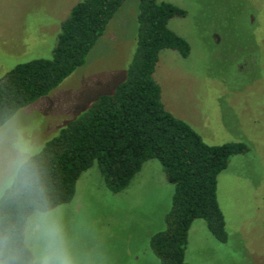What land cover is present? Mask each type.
Listing matches in <instances>:
<instances>
[{"label": "rangeland", "instance_id": "1", "mask_svg": "<svg viewBox=\"0 0 264 264\" xmlns=\"http://www.w3.org/2000/svg\"><path fill=\"white\" fill-rule=\"evenodd\" d=\"M78 0H0V78L15 65L51 58L60 22ZM186 10L170 29L190 44L188 56L165 48L153 73L161 101L209 144L243 141L217 176V200L227 240L202 218L188 230L189 264H264V0H165ZM138 0H125L77 67L33 111V135L42 147L68 120L125 78L137 34ZM174 184L151 158L126 188L112 192L97 164L84 170L73 198L60 204L79 247L99 264H161L152 234L166 226Z\"/></svg>", "mask_w": 264, "mask_h": 264}, {"label": "trees", "instance_id": "2", "mask_svg": "<svg viewBox=\"0 0 264 264\" xmlns=\"http://www.w3.org/2000/svg\"><path fill=\"white\" fill-rule=\"evenodd\" d=\"M125 0H78L60 22L51 58L19 63L0 78V101L24 106L47 94L77 67L104 33ZM186 10L165 0H138L135 50L125 78L111 92L98 95L87 110L68 120L41 147L54 207L69 202L80 174L97 164L112 192L126 188L148 159H157L174 184L166 226L149 244L161 264L185 261L188 230L202 218L213 236L227 240L217 200V176L232 155L245 152L243 141L209 144L161 101L153 73L162 49L182 57L189 42L169 28Z\"/></svg>", "mask_w": 264, "mask_h": 264}, {"label": "clouds", "instance_id": "3", "mask_svg": "<svg viewBox=\"0 0 264 264\" xmlns=\"http://www.w3.org/2000/svg\"><path fill=\"white\" fill-rule=\"evenodd\" d=\"M35 122L24 105L0 101V264H99L52 204Z\"/></svg>", "mask_w": 264, "mask_h": 264}]
</instances>
